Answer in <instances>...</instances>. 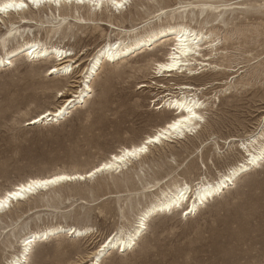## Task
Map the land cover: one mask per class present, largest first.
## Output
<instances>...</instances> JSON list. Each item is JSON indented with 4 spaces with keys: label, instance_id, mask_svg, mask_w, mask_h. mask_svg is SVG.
<instances>
[{
    "label": "rangeland",
    "instance_id": "1",
    "mask_svg": "<svg viewBox=\"0 0 264 264\" xmlns=\"http://www.w3.org/2000/svg\"><path fill=\"white\" fill-rule=\"evenodd\" d=\"M65 6L25 8L32 15L24 22L17 13L13 18L1 13L0 40L13 34L0 46L1 57L37 41L71 53L73 73L52 76L55 60L23 55L0 68V196L31 178L90 172L118 150L140 144L174 118L172 111L157 108L177 85L205 88L194 91L204 102V121L193 134L150 146L121 172H102L13 203L0 214V264L18 254L22 237L58 226L90 233L39 244L27 264H89L111 235L132 228L160 190L183 182L195 189L203 180H218L246 159L241 143L264 133V0H134L120 13L108 5L98 11ZM167 24H187L218 38L216 51L197 56L210 65L199 76L159 77L155 64L166 60L171 43L105 63L87 101L65 120L29 124L68 105L83 88L93 55L106 42L125 37L120 31L142 34ZM262 165L195 215L154 217L133 250H113L101 264H264Z\"/></svg>",
    "mask_w": 264,
    "mask_h": 264
},
{
    "label": "bare ground",
    "instance_id": "2",
    "mask_svg": "<svg viewBox=\"0 0 264 264\" xmlns=\"http://www.w3.org/2000/svg\"><path fill=\"white\" fill-rule=\"evenodd\" d=\"M133 1L134 0H129V5ZM4 3H25L28 5L25 8L29 9L32 7L36 9L35 6L30 4L29 0L0 1V5H3ZM67 4V0H61L59 6H65ZM47 5H50V7L57 6L55 3H51L45 4L40 8ZM70 5H88L94 11H98L101 10L104 5H108V0H95L94 3H86L85 5H77L75 0H72ZM25 8L10 9L8 12L3 13V15L10 17L11 13L14 12L20 15L24 22L28 20L27 16L30 17L32 15L27 14ZM112 9L115 8L112 7ZM126 9L127 6L119 11L115 10L120 13ZM176 11H178V9L174 10L172 13H175ZM203 12L204 11L202 9L201 13ZM120 32L124 33L125 37H122L115 42L108 41L101 48H99L96 53L94 52L95 54L91 59V63L83 76V88H80V91L77 90L74 92V98L67 100L68 105L66 106V104H64L61 108L55 111L49 110L44 112L40 116L32 119L29 122L30 125L32 124L33 126L40 122L60 123L62 120H65L66 116L70 114L73 108L87 101V98H89V95L92 92L91 83L99 75V72L105 63H119L125 58L141 55L150 49L158 50L159 48L172 43V49L168 52L166 60L155 64L154 70L156 73L159 77L165 78H172L175 73H185L186 76L188 75L190 78H196L200 75L201 70L210 66L201 62L199 63L197 56H201V51L203 50L212 49L213 51H216L217 46L219 45L218 38L215 39L213 38V35L204 33L202 30H196L187 24H167L166 26H156L143 32L142 34L140 33L135 35H133L135 30ZM12 36L13 34L10 33L8 37L6 36L0 40V46H5L8 39ZM19 55H23L31 60H55L58 64L51 68L52 76L53 74L68 76L73 73V58H71V53H68L67 50L60 47L46 45L37 41L24 42L23 45H20L15 50L11 52L9 51L6 57L0 56V68L12 65V59ZM202 57H204V55H202ZM173 64L177 65V67H172L171 70H169V66ZM161 65H164L165 67L161 68ZM52 69H56V71L53 72ZM204 89V87L197 89L189 84L175 86L173 88V90H175L174 92H167L161 97V100H159L160 105L157 108L172 111L174 118L169 120L163 126L158 127L153 134L146 136L140 144L131 147H124L118 150V152L112 154L109 159L102 162L99 166L87 173H56L46 177L31 178L22 182L14 186L11 190L5 191L0 196V214L3 213L4 215V212L7 210L9 211L15 202L19 203L27 200L39 192L49 191L50 189L59 187L64 183L86 181L87 179H91L102 172H121V170H123V168H125L129 163L142 159L146 156L149 152L150 146L161 145L165 141H172V139L179 140L187 134L195 133L200 128L204 118L202 121L195 120L192 117V114L188 112V109L191 108L196 115L202 116L201 110L204 108V102L197 97V94L194 91ZM61 111L63 114L57 116L56 113ZM32 121L37 122L33 123ZM170 124H176L177 126L175 128H171L169 127ZM261 139H264V133L259 136H252L249 140H247V142L241 143L240 149L245 151L246 159L241 161V163L236 166L228 169L226 173L221 174L218 180H203L195 186V189L190 186L189 183L183 182V184H173V188L162 189L160 191L158 190L159 193L154 196V199L150 202V204L138 213L132 228L128 230H120L111 235L97 251L95 256H93V260L89 264H101L106 255L113 250H118L119 252H121V248H125V252L133 250L134 246L137 245V240H139L147 230L148 223L156 216L179 211H182L183 216L195 215L201 207H205L207 203L223 194L225 190L230 188L231 185H234L235 181H237L244 173L254 170L260 166V164L264 161L261 159L264 157V140ZM142 148L146 149V151H141ZM106 164L111 165V168H105L102 172H97L95 176L89 177V173L95 171L98 167L102 168ZM241 169H243V171H241ZM61 176L77 178L58 180L57 178ZM80 176H84L85 179H78ZM51 180H57V182L49 183L44 187L39 186L44 181ZM191 196V201H187ZM190 209H195V211H189ZM184 213H187V215ZM141 224H143V228H141ZM89 233V228H80L75 226L49 227L43 230L30 232L21 238L20 251L18 254L13 255L11 259L8 260L7 264H27L32 253L39 244L50 242L54 238L60 236L81 238ZM132 240H135V244L128 249L127 245L130 244Z\"/></svg>",
    "mask_w": 264,
    "mask_h": 264
},
{
    "label": "snow or ice",
    "instance_id": "3",
    "mask_svg": "<svg viewBox=\"0 0 264 264\" xmlns=\"http://www.w3.org/2000/svg\"><path fill=\"white\" fill-rule=\"evenodd\" d=\"M30 4L32 6H35L36 8H40L41 6L45 5V4H51V3H55L57 5V7H59L61 0H29ZM95 0H75V3L77 5H85L86 3H94ZM68 4L72 3V0H67ZM26 5L25 3H4L3 5H0V13H6L8 12V10L10 9H23L25 8ZM108 6L110 8L114 7L117 11L125 8L126 6H129V0H108ZM165 67L164 65H161V68ZM172 67H177V65L173 64L169 66V70H171ZM53 72L56 71V69H52ZM90 91V90H89ZM199 106V105H197ZM188 112L192 114V117L197 120V121H202L203 117L200 115H196L191 108L188 109ZM62 111L61 112H57L56 115L60 116L62 115ZM33 123L37 122V121H32ZM177 125L176 124H170L169 127L171 128H175ZM151 142V141H149ZM141 151H146V149L142 148ZM131 154V153H130ZM262 160H264V157L261 158ZM254 163V162H253ZM264 166V165H262ZM105 168H111V165H104L102 168H96L95 171L89 173V177L91 176H95L97 172H102ZM241 171H243V169H241ZM77 177H68V176H61L58 177V180H68V179H76ZM78 179H85L84 176H80L78 177ZM57 180H51V181H44L42 184H40V187H44L49 183H56ZM189 211H195V209H190ZM185 215H187V213H184ZM143 224H141V228H143ZM135 244V240H132L130 244L127 245V248L130 249L132 247V245ZM121 252H125L126 249L125 248H121L120 249Z\"/></svg>",
    "mask_w": 264,
    "mask_h": 264
}]
</instances>
